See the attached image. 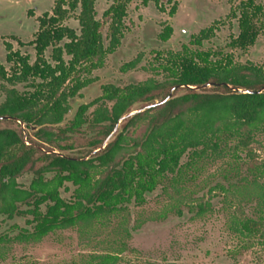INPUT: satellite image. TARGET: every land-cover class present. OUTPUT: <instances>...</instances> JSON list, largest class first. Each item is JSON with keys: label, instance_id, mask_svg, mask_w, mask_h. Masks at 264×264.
<instances>
[{"label": "trees", "instance_id": "trees-1", "mask_svg": "<svg viewBox=\"0 0 264 264\" xmlns=\"http://www.w3.org/2000/svg\"><path fill=\"white\" fill-rule=\"evenodd\" d=\"M100 1L55 0L51 12L38 18L31 42L10 36L20 47L34 48V62L29 54L4 42L11 67L0 62L4 96L0 118L18 125L21 121L28 129L35 127L32 136L40 146L48 144L60 152L74 148L75 134L89 136L85 156L70 159L28 144L17 129L0 128V216L23 217L27 225H14V235L0 233V260L14 245L37 244L58 230L82 234L95 223L119 217L121 237L104 252L90 255V260L92 264H122L128 254H140L129 243L132 230L142 222L133 218L130 205L144 207L147 194L161 188L162 195L173 202L158 218L168 212L181 216L180 204L195 215L205 214L212 206L209 201L198 197L193 203L183 194L200 163L224 158L238 161L243 154L253 159V144L264 134V64L236 63L231 55L218 58V53L203 50L204 41L215 36L219 23L201 30L178 51L158 53L154 77L123 86L102 85V94L81 104L63 125L72 109L71 100L98 80L94 72L105 66L125 37L133 0H105L111 4L98 18ZM151 1L161 8L159 0H142L145 6ZM169 1L172 17L179 3ZM227 1L231 6L228 18L236 20L239 29L229 46L246 50L264 35V7L256 0ZM70 20L77 27L69 25ZM173 33V26L163 22L158 36L167 42ZM140 60L125 63L121 71L137 68ZM170 94L172 98L164 102ZM158 102L124 119L104 146L136 105L144 108ZM101 147L87 157L89 151ZM28 173L33 178L24 186L18 180ZM66 182L76 187L73 201L60 195ZM214 190L222 193L228 206L237 196L221 184L210 195ZM251 190L260 200L259 213L249 217L237 204L231 229L240 236L264 237L263 181L254 179Z\"/></svg>", "mask_w": 264, "mask_h": 264}, {"label": "rangeland", "instance_id": "rangeland-1", "mask_svg": "<svg viewBox=\"0 0 264 264\" xmlns=\"http://www.w3.org/2000/svg\"><path fill=\"white\" fill-rule=\"evenodd\" d=\"M176 1L179 6L176 14L171 17L169 10L172 4L169 0H159L161 8L152 1L145 6L142 0H133L121 47L108 57L102 69L94 72L98 80L82 90L81 97L71 100L72 109L63 125L73 118L81 104L89 103L102 94V85L123 86L154 77L153 69L157 67L155 59L158 53L180 50L191 41L193 35L216 23H219V30L216 31V36L204 42L203 50L218 53V58L229 54L236 63L251 61L264 64L263 34L254 46L246 50L232 49L229 46L231 38L238 35L239 29L237 21L228 18L231 6L227 0ZM54 2L55 0H0V62L7 69L11 65L6 62L4 42L12 43L14 50L29 54L34 62V48L20 47L10 36H16L23 43L32 41L38 29V18L51 12ZM256 2L264 6V0ZM110 4L105 0L98 2V18L102 17ZM163 22L174 28V33L167 42H162L158 36ZM68 24L77 27L74 20H70ZM49 54L50 52L47 56ZM138 57L141 60L137 68L121 71L125 63ZM18 88L23 90L22 85ZM3 100L4 96L0 91V103ZM141 108L138 104L134 110ZM92 111L93 108L89 113ZM0 128L21 131L28 144H35L44 152L54 150L51 146H40L33 138L35 127L28 129L22 124L0 119ZM86 138L83 134L74 136L72 142L76 149L63 154L71 157L85 156ZM253 149V159L243 154L238 161L224 158L200 163L199 172L188 182L183 194L193 203L198 197H204L205 201L211 203V208L203 215H195L186 204H180L183 211L181 216L168 212L165 218H158L161 213L169 211L173 202L162 195L161 188L147 194L148 203L144 207L130 205L133 218L139 217L142 222L140 228L132 230L129 243L140 254H128L122 264H264V237L240 236L231 229V214L237 204L242 205L249 217H255L258 210L256 208L260 206V200L252 193L251 183L254 179L264 183V134L257 137ZM32 176L31 173L25 174L19 178V183L29 186ZM218 184L237 195L231 200L230 206L225 205L219 190H214L210 195V190ZM62 196L68 199L70 192L62 191ZM120 221L121 218L112 217L107 223L93 224L82 234L73 230H58L37 244L14 245L6 252L5 259L0 260V264H92L90 255L104 252L121 237ZM14 225L27 227L23 217L8 219L0 216V233L14 235L17 231L13 229ZM133 225L134 223L130 228Z\"/></svg>", "mask_w": 264, "mask_h": 264}, {"label": "flooded vegetation", "instance_id": "flooded-vegetation-1", "mask_svg": "<svg viewBox=\"0 0 264 264\" xmlns=\"http://www.w3.org/2000/svg\"><path fill=\"white\" fill-rule=\"evenodd\" d=\"M260 4V3H259ZM264 7V6H263ZM209 28V27H208ZM206 29V28H205ZM38 30V29H37ZM203 30V29H202ZM219 30V29H218ZM217 30V31H218ZM37 32V31H36ZM200 33V32H199ZM216 33V32H215ZM239 33V32H238ZM35 36V35H34ZM194 36V35H193ZM192 36V37H193ZM215 36H216V34H215ZM213 38V37H212ZM211 38V39H212ZM232 38H234V37H232ZM232 38H231V40H232ZM210 39V40H211ZM192 40V39H191ZM207 41H209V40H207ZM31 42V41H30ZM163 42V41H162ZM191 42V41H190ZM190 42L188 43V44H190ZM204 42H206V41H204ZM231 42V41H230ZM255 45V44H254ZM253 45V46H254ZM252 47V46H251ZM240 50H242V49H240ZM211 51V50H210ZM212 52H214V51H212ZM219 55V54H218ZM226 56H229V54L228 55H222V57L224 58V57H226ZM221 58V57H220ZM248 62V61H247ZM82 96V95H81ZM81 96H78V97H81ZM78 97H76V98H78ZM79 108V107H78ZM138 110H140V109H138ZM138 110H133L132 112H134V111H138ZM77 111V110H76ZM90 111V110H89ZM70 112H71V110H70ZM131 113V112H130ZM129 113V114H130ZM126 115V116H124L120 121H119V123L117 124V126H116V128L114 129V131H113V133L110 135V137L107 139V140H110L119 130H120V128H121V122L124 120V119H126L127 117H129L130 115ZM0 119H3V118H0ZM17 121V120H16ZM17 122H19L20 124H22V125H24V126H26L23 122H21V121H17ZM76 135H79V134H75L74 136H76ZM73 136V137H74ZM86 136H89L88 134H86ZM106 140V141H107ZM47 146H50V145H48V144H46ZM86 148H87V146H86ZM103 147H101L100 149H95V150H91V151H89V155L87 156L88 158H90V157H92L93 155H95L97 152H99L101 149H102ZM76 149V147H75V145H74V148L73 149H71V150H67V151H73V150H75ZM56 152H60V151H58V150H53V151H50V152H48V153H55V154H57ZM63 152H66V151H63ZM63 152H60L61 154H57V155H60V156H65V157H67V158H70V159H78V158H80V157H71V156H68V155H65V154H63ZM32 178H33V176H32ZM19 181V180H18ZM32 181V180H31ZM75 186L72 184V182H66L65 183V186L64 187H62L61 189H60V195H61V197L63 198V199H65L66 201H73L74 199H73V193H74V190H75ZM62 191H64V192H70V196H69V198L68 199H66V198H64L63 196H62Z\"/></svg>", "mask_w": 264, "mask_h": 264}, {"label": "water", "instance_id": "water-1", "mask_svg": "<svg viewBox=\"0 0 264 264\" xmlns=\"http://www.w3.org/2000/svg\"><path fill=\"white\" fill-rule=\"evenodd\" d=\"M195 89H199V88H196V87H195ZM171 98H172V94H170L169 97H168L164 102L168 101V100L171 99ZM158 104H159V102H158V103H154V104H149V105H147L146 107L141 108V109L138 110V111L131 112L129 115H133V114H135V113H137V112H140V111L146 110V109H148V108H151V107L157 106ZM108 142H109V140H107V141L105 142L104 146H105ZM104 146H103V147H104Z\"/></svg>", "mask_w": 264, "mask_h": 264}]
</instances>
